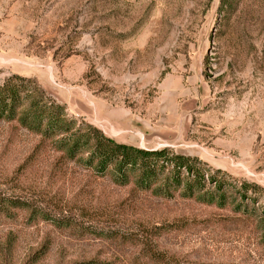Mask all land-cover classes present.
<instances>
[{"label":"rangeland","instance_id":"rangeland-1","mask_svg":"<svg viewBox=\"0 0 264 264\" xmlns=\"http://www.w3.org/2000/svg\"><path fill=\"white\" fill-rule=\"evenodd\" d=\"M11 74L71 133L204 173L191 195L118 186L0 121V264H264V0H0Z\"/></svg>","mask_w":264,"mask_h":264},{"label":"trees","instance_id":"trees-1","mask_svg":"<svg viewBox=\"0 0 264 264\" xmlns=\"http://www.w3.org/2000/svg\"><path fill=\"white\" fill-rule=\"evenodd\" d=\"M43 96L42 89L31 80L16 74L7 76L0 81V121L17 120L43 138L60 136L54 144L61 147L65 157L73 159L87 153L83 165L99 176L109 173L118 186L132 181L134 188L160 196L179 187L183 195H191L203 187L204 171L195 158L175 154L166 147L146 150L120 144L89 124H83L82 132L71 133L72 122L64 118L62 107Z\"/></svg>","mask_w":264,"mask_h":264}]
</instances>
